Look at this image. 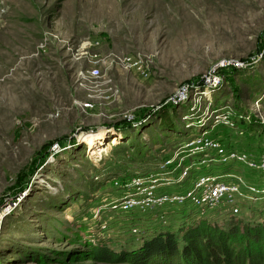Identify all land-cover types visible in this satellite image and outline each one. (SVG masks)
I'll return each mask as SVG.
<instances>
[{
  "label": "rangeland",
  "instance_id": "obj_1",
  "mask_svg": "<svg viewBox=\"0 0 264 264\" xmlns=\"http://www.w3.org/2000/svg\"><path fill=\"white\" fill-rule=\"evenodd\" d=\"M91 56L140 57L147 76ZM263 155L264 0H0V264H132L91 254L129 249L121 213L160 223L166 206L191 205L143 211L138 180L155 199L197 195L203 170L235 164L213 177L246 204L264 197L244 179L264 176Z\"/></svg>",
  "mask_w": 264,
  "mask_h": 264
},
{
  "label": "trees",
  "instance_id": "obj_2",
  "mask_svg": "<svg viewBox=\"0 0 264 264\" xmlns=\"http://www.w3.org/2000/svg\"><path fill=\"white\" fill-rule=\"evenodd\" d=\"M222 144H226L227 150L236 148L230 141ZM259 155L260 152L254 154ZM235 166L238 165L216 166L203 170L200 175L223 176L232 172ZM193 174L190 182L185 184L187 188L197 179ZM244 179L250 187L258 190L264 187V176L257 171L246 169ZM239 209V215H234L226 203L214 210L192 204L166 206L160 215L165 214L167 221L160 220V223L154 212L138 209L122 212L126 216L128 236L119 246L129 249L120 253L115 252V248L110 247L112 251H109L105 247L93 246L91 254L97 261L107 263L124 260L132 264H264V197L256 202H239ZM174 222H179V231ZM138 224L146 225L151 233L141 242L134 238L139 233L131 229ZM184 224L188 227L183 228Z\"/></svg>",
  "mask_w": 264,
  "mask_h": 264
},
{
  "label": "built area",
  "instance_id": "obj_3",
  "mask_svg": "<svg viewBox=\"0 0 264 264\" xmlns=\"http://www.w3.org/2000/svg\"><path fill=\"white\" fill-rule=\"evenodd\" d=\"M82 52L83 53L81 54L85 53V51H82ZM91 58H95L96 60H98L96 64L109 62L110 64L117 65L123 71H126V72L135 71L143 77L147 76V70L143 67V60L140 57L114 56V57L108 58L105 61H103L101 58H98V56L96 57L91 56ZM99 67H100L99 65H94L89 71L86 72L87 76L81 74L80 78L82 79L88 78V80L86 81L90 83H92V81H96L97 79H100L101 74L98 70ZM106 85H107V89H106L107 92H113L114 94L118 92L117 89L110 84V82ZM83 107H84L83 108L84 110L85 109L88 110L91 107V104L85 103ZM201 143L202 141H199L198 145H200ZM206 143H209V142L206 141ZM202 151H204L202 150V148H198V151L196 153L202 152ZM220 153H223L221 149H220ZM229 154H230V158L234 160H237L239 162L241 161L244 163H248L250 167H256V166L258 167V165L254 163V161L249 162V159L247 155L245 154H237L233 152ZM260 166L264 170V158L260 162ZM184 170L185 172L183 173V175H186L187 174L186 172L189 171V169L184 168ZM196 184H197L196 185L197 187L199 186V190H200L197 195L191 194L192 192H189L188 194L186 193L184 195L176 194V196L174 197H169L167 195H164V196H161L155 199L153 198V192L155 190V187L151 186L150 188H144L143 190H141L142 192H140L139 186L141 185H144V187H148V186H146V183L143 180L142 181L138 180L135 183V185L138 187V193H140V195H137V194L133 195L134 205H136L139 209L146 211V210H155L157 209L156 206L162 207V206L168 205L169 203L182 204L186 200H190L191 204H193L195 207H200V208L204 207L203 209L214 210V209L219 208L221 205H223V203H226L232 208L233 214L238 215L239 214V202L249 197L245 192H242L241 189L239 190V188L237 187L226 185L223 182H221L219 178H215L213 176L201 177L199 180H197ZM130 186L133 189L134 184L133 185L131 184ZM243 186H245V184ZM263 190L264 189L258 190L254 187H250V186L248 187V192L250 194L252 191H255V193H258L259 191L263 192ZM147 193H150L151 195L147 196L146 195ZM188 196H190L189 198L191 199H187ZM152 200L154 201V203H152ZM131 205L132 204H128L127 207H131Z\"/></svg>",
  "mask_w": 264,
  "mask_h": 264
},
{
  "label": "bare ground",
  "instance_id": "obj_4",
  "mask_svg": "<svg viewBox=\"0 0 264 264\" xmlns=\"http://www.w3.org/2000/svg\"><path fill=\"white\" fill-rule=\"evenodd\" d=\"M88 144H90V143L88 142Z\"/></svg>",
  "mask_w": 264,
  "mask_h": 264
}]
</instances>
